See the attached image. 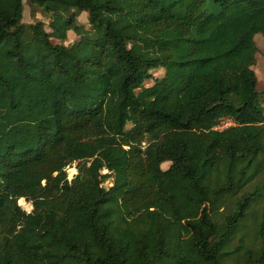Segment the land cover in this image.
Segmentation results:
<instances>
[{
    "label": "trees",
    "instance_id": "trees-1",
    "mask_svg": "<svg viewBox=\"0 0 264 264\" xmlns=\"http://www.w3.org/2000/svg\"><path fill=\"white\" fill-rule=\"evenodd\" d=\"M27 3L48 31L0 0V264H264V0Z\"/></svg>",
    "mask_w": 264,
    "mask_h": 264
},
{
    "label": "rangeland",
    "instance_id": "rangeland-1",
    "mask_svg": "<svg viewBox=\"0 0 264 264\" xmlns=\"http://www.w3.org/2000/svg\"><path fill=\"white\" fill-rule=\"evenodd\" d=\"M23 5H24V11H23V20L22 22L25 24H33L37 21H41L44 23L45 25V29L48 31V20L46 18V16L40 12L39 10H34L32 9L28 3L27 0H23ZM77 24L83 29V30H89V24L87 21V14L85 12H78L77 13ZM67 41L64 44H70L74 41H76L78 39V36L73 33L72 31L68 32L67 35ZM254 41L257 47V52L255 54V64L252 66V69L256 75L257 78V83H256V89L257 91H262L264 89V37L262 35H256L254 37ZM56 42V41H55ZM153 78H159L163 75V69H157V70H152L151 71ZM146 86H149L152 84V80H148L147 82H145ZM261 103L264 107V99H261ZM224 121H226V119H224ZM232 125V124H231ZM230 126V125H228ZM130 127V125L127 126V129ZM76 166L77 163H73L71 164L69 167L66 168V173H67V178L68 179H72V175L76 174ZM162 169H166L168 167V163L163 164ZM69 168V169H68ZM107 171L105 169L101 170V174H106ZM110 179L105 180V182L103 183V186H105L106 188L110 186ZM248 189H250V187H248ZM20 200H23L24 203L26 205H28L29 207L26 208L24 205H20ZM17 204L26 212H31L32 210V204L28 201H26L25 199H19L17 201ZM31 206V207H30ZM248 232L250 236H246V235H242L243 237H240L238 240L234 241V244H239V240H242V246L246 245L244 244L246 241H249L254 234V231L252 230L253 228L248 225ZM246 240V241H245ZM251 246V243L249 244ZM248 245V246H249ZM237 257H234V259H231L227 262V264H242L241 262H238Z\"/></svg>",
    "mask_w": 264,
    "mask_h": 264
},
{
    "label": "built area",
    "instance_id": "built-area-1",
    "mask_svg": "<svg viewBox=\"0 0 264 264\" xmlns=\"http://www.w3.org/2000/svg\"><path fill=\"white\" fill-rule=\"evenodd\" d=\"M231 124L233 125L234 123L230 120V119H226V121H224V119H221L215 126H214V129L216 130H223L227 127H229L228 125L231 126ZM69 167V166H68ZM69 169V168H68ZM66 170V169H65ZM74 177V175H72V178ZM68 180H71L68 179Z\"/></svg>",
    "mask_w": 264,
    "mask_h": 264
},
{
    "label": "bare ground",
    "instance_id": "bare-ground-1",
    "mask_svg": "<svg viewBox=\"0 0 264 264\" xmlns=\"http://www.w3.org/2000/svg\"><path fill=\"white\" fill-rule=\"evenodd\" d=\"M20 205H24L26 208H28L29 206L28 205H26L25 203H24V201L23 200H20ZM31 207V206H30Z\"/></svg>",
    "mask_w": 264,
    "mask_h": 264
}]
</instances>
